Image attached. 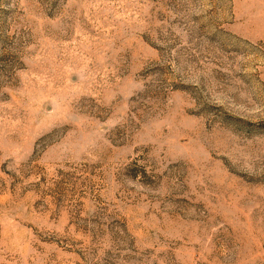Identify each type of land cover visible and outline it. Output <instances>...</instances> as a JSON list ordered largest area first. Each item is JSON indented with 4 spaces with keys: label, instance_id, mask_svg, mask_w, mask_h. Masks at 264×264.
Instances as JSON below:
<instances>
[{
    "label": "rangeland",
    "instance_id": "rangeland-1",
    "mask_svg": "<svg viewBox=\"0 0 264 264\" xmlns=\"http://www.w3.org/2000/svg\"><path fill=\"white\" fill-rule=\"evenodd\" d=\"M0 264H264V0H0Z\"/></svg>",
    "mask_w": 264,
    "mask_h": 264
}]
</instances>
